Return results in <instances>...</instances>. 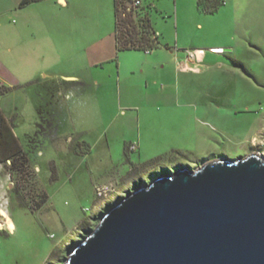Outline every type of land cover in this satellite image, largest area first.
Instances as JSON below:
<instances>
[{
    "label": "rangeland",
    "instance_id": "obj_1",
    "mask_svg": "<svg viewBox=\"0 0 264 264\" xmlns=\"http://www.w3.org/2000/svg\"><path fill=\"white\" fill-rule=\"evenodd\" d=\"M55 1L21 8L0 0V81L13 87L0 107L24 149L0 161V264H64L129 191L185 166L264 157V44L244 41L264 26V2L234 13L227 0L206 15L198 0H142L160 40L150 49L155 58L139 69L123 57L141 64L144 51L121 52L119 69L116 60L103 66L100 86L36 81L35 60L5 72L8 39L67 35ZM113 19L111 10L103 18L72 15L71 35L114 33ZM197 49L196 58L187 55Z\"/></svg>",
    "mask_w": 264,
    "mask_h": 264
},
{
    "label": "water",
    "instance_id": "obj_2",
    "mask_svg": "<svg viewBox=\"0 0 264 264\" xmlns=\"http://www.w3.org/2000/svg\"><path fill=\"white\" fill-rule=\"evenodd\" d=\"M64 264H264V157L185 166L129 191Z\"/></svg>",
    "mask_w": 264,
    "mask_h": 264
},
{
    "label": "crops",
    "instance_id": "obj_3",
    "mask_svg": "<svg viewBox=\"0 0 264 264\" xmlns=\"http://www.w3.org/2000/svg\"><path fill=\"white\" fill-rule=\"evenodd\" d=\"M19 1L21 0H18V2ZM45 1L47 0H39L35 2L40 3ZM55 2L60 5V8L62 10L67 11V14L64 11L62 13V17L66 21L63 22V26H66V28L69 29L67 35L63 33V35H58L56 38H52L51 36L49 38H45L41 35L39 37L36 36V38H34V40L32 41L22 37H20L18 41L8 39L5 42L7 54L4 55V60L1 64L5 72H11L13 68L15 70H18V68H20L21 70L24 63H26L27 65L29 61L35 60L38 65L36 81L43 78V82H48L52 85L57 81L58 83H68L74 86L76 84L77 86L82 85L84 87H86L88 84L100 86L103 84V66L105 65V63H110L116 60L117 67L119 69L120 65L122 64L121 52L144 51L147 61L141 62V64L135 61V56L123 57V61H125L124 63L126 65L135 68L138 67L139 69L142 67H146V65L155 58V55L151 50L132 49L119 51L117 49L115 30V0H92L91 3L80 6L76 5V0H56ZM263 2L264 0H230L227 9L233 11L234 13H239L240 10H243L244 8L247 9L248 6L254 9ZM226 4L227 0L223 5ZM220 7H218L214 11H210L201 8L199 4H197L199 12L206 15L219 13ZM110 10L113 12L114 16V33L102 35L103 32L100 31L99 36L94 39H92L89 35H84L80 38H75L73 34L71 35V30L76 24L70 20V16H77V14L79 13L83 18L91 17L93 15L103 18V15H106V13H108ZM58 20L59 19L52 21L58 22ZM87 22V20L83 19L81 21L79 20L77 24L79 27L85 29ZM103 22L105 21L98 20V25L103 24ZM233 37H236V32H233ZM244 41L245 43H247V41H251L250 43H255L252 45H255V47L262 50V45L264 44V26L262 25L258 26L257 28L255 27L253 36L252 34L251 36H247ZM217 49H220L219 51H221V48ZM197 50L199 51L200 49ZM11 56H14L15 61H19V65H17V67L12 66L13 62L10 59ZM69 68L71 69V71ZM75 68L78 72H75ZM141 70L144 71V69ZM35 82L29 80L25 83H27L26 85H30ZM18 84L21 86L24 85V83L22 82ZM186 104L187 102L185 103V105ZM190 105H192V103Z\"/></svg>",
    "mask_w": 264,
    "mask_h": 264
},
{
    "label": "trees",
    "instance_id": "obj_4",
    "mask_svg": "<svg viewBox=\"0 0 264 264\" xmlns=\"http://www.w3.org/2000/svg\"><path fill=\"white\" fill-rule=\"evenodd\" d=\"M39 0H21L19 6ZM226 0H198L201 8L214 11L224 4ZM133 0H115V30L117 49L123 50H150L160 44L149 15L148 7L143 3L132 6ZM13 87L0 84V96L8 93ZM23 147L16 136L12 124L0 107V161L6 162L23 152ZM128 154V146H125Z\"/></svg>",
    "mask_w": 264,
    "mask_h": 264
},
{
    "label": "built area",
    "instance_id": "obj_5",
    "mask_svg": "<svg viewBox=\"0 0 264 264\" xmlns=\"http://www.w3.org/2000/svg\"><path fill=\"white\" fill-rule=\"evenodd\" d=\"M225 3V2H224ZM142 4V0H133L132 2V6H140ZM215 51H217V49H214ZM203 51L202 50H197V51H193V50H188V55L190 58H196L198 54H201ZM136 144H132L130 146V150H135L136 149Z\"/></svg>",
    "mask_w": 264,
    "mask_h": 264
}]
</instances>
